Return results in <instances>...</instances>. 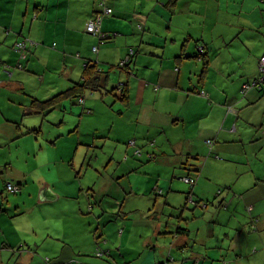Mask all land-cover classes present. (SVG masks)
Segmentation results:
<instances>
[{
    "label": "crops",
    "instance_id": "obj_1",
    "mask_svg": "<svg viewBox=\"0 0 264 264\" xmlns=\"http://www.w3.org/2000/svg\"><path fill=\"white\" fill-rule=\"evenodd\" d=\"M103 2L113 11L103 16L100 29L109 38L101 42L86 23ZM24 40L27 47L17 49ZM263 53L264 0H0V111L3 122L17 124L8 142L38 131L20 128L27 117L47 116L59 128L53 145L71 132L83 144L88 132L79 127L100 122L107 110L110 125L94 138L117 158L120 183L111 193L120 194L112 206L126 208L122 218L140 212L108 235L106 190L97 191V174L88 181L83 171L89 152L80 168L56 160L51 186L58 197L40 200L48 212L36 213L31 235H10L17 227L0 213V264H62L64 257L89 264L83 257L98 248L106 252L100 261L85 259L209 264L211 222H225L222 205L234 207L228 227L243 225L240 208L257 218L254 226L250 216L249 227L231 226L230 264H264V89L243 92ZM127 56L130 66L121 67ZM69 88L75 90L60 95ZM8 182L23 191L22 182ZM137 219L154 225L140 228Z\"/></svg>",
    "mask_w": 264,
    "mask_h": 264
},
{
    "label": "rangeland",
    "instance_id": "obj_2",
    "mask_svg": "<svg viewBox=\"0 0 264 264\" xmlns=\"http://www.w3.org/2000/svg\"><path fill=\"white\" fill-rule=\"evenodd\" d=\"M42 111H45V109L43 108ZM101 115L103 118L100 122L88 121L86 125L79 127L81 130L85 128L86 132H88V134L82 132L83 137L87 139V142H83V144L79 143V141H76L75 139L78 136V132H71L63 136V138H59L58 143L53 145L51 143V139H53V137L58 133L59 128L53 125L52 122H49L47 116H45L43 120L37 121L35 117L28 118L27 116L29 115H25L24 117H27V119L23 123H20V128L23 131H26L28 128L35 127L38 131L32 135L25 134L23 136H19L13 143L8 142L13 139L16 133L17 124L3 122L0 111V213L3 214L2 212H4L7 214L13 221L14 228L17 227L15 233L10 235L15 236L18 234L19 236H24L26 235V232L31 235V226L36 221V213L39 210L48 212L47 205H41L40 203L39 192L41 186L46 183L51 184V178L55 175L54 170L57 169V167H55V165H57L55 164L56 160L69 159V161H75L77 167L80 168V164L82 163L81 157L82 155H85V152H89L83 167V171L88 170V181H93L94 178L91 177V175L97 174L95 183L97 191L106 190L103 194H101L104 204H106L109 208L108 214L104 217V224L102 226L106 233H109L108 235H118V232L123 226L124 220L131 218V216L137 217L139 215V210H133V212L128 214L125 218H122V212H125L126 208H122V210L117 208L115 211L114 206H112V195H119L120 193L116 191L111 193V190L118 187L120 180L117 178V173L114 171L116 168L115 161L117 158L108 155L107 152V149L111 150V146H107L103 151V142H100V139L95 140L94 138L95 131L103 129L104 127L108 128L110 121L112 120V115L107 110ZM15 116L18 120H20L21 112L18 111ZM36 116L41 117L42 115ZM93 120L94 119L91 121ZM73 133L74 135L69 138L68 136ZM35 139H38L41 144L38 141L36 143ZM94 141H97L95 142V146H93L95 144ZM136 149L138 150V148ZM28 152L30 154H27ZM94 168H96V170ZM9 180L22 182L23 191L21 193L8 191L6 188V182ZM119 188L121 189L122 187L119 186ZM31 193L33 194L32 197ZM152 195L154 196V193H152ZM129 200L131 199H128V202ZM128 205L129 204L127 203V207H129ZM141 206L147 207V203H143ZM232 209H234V207L229 209V207L222 205V207L219 208V215L225 219V222H211V243L209 244L211 262H209V264H230L235 258L234 255L229 254L226 249V245L229 244V238L227 235L229 230L232 229V225L229 226L230 228L228 227L226 218L231 216L233 213ZM239 210L244 214L243 225L239 224L238 226H232L234 228L233 231L243 229L244 225L246 228L249 227V225H247L250 221V219H248L249 216L251 218V224L254 226V219L257 218L256 216H253L252 212L248 211L250 208H248V212H246V210H242L241 208ZM52 212L56 213L58 210L54 208L52 209ZM67 212L70 215V212ZM113 212L118 213L113 214ZM110 219H113L114 222H110ZM70 220L71 228H69L70 232H72L75 231L76 222L71 215ZM15 223L20 224V228ZM115 223H118V225H115ZM97 224L98 222L95 223V225ZM147 224L151 227L154 225L152 221H149V219H137L136 226L144 228ZM59 227L60 223L58 225L56 224V228L59 229ZM102 227L101 229H103ZM250 254L254 255L252 252H250ZM252 255H250L249 260L254 261L255 259L252 258ZM259 257L261 258L262 256ZM83 258L84 261L89 264H97L95 262L98 260L100 261L101 256H99L95 250L93 254L91 253V255H89L88 253ZM85 258L93 259L95 262L86 260ZM69 261L70 258L64 257L62 264H68ZM244 262H249L247 256L244 257Z\"/></svg>",
    "mask_w": 264,
    "mask_h": 264
},
{
    "label": "built area",
    "instance_id": "obj_3",
    "mask_svg": "<svg viewBox=\"0 0 264 264\" xmlns=\"http://www.w3.org/2000/svg\"><path fill=\"white\" fill-rule=\"evenodd\" d=\"M103 9L99 12H97L94 17L90 18L88 20V22L86 23V30L90 33H93V34H98L100 35V39H101V42L105 39H108L109 38V35L105 32H102L100 27H101V24H102V19H103V16L104 15H107V14H110L112 13L113 9L112 7L103 2ZM15 47L19 50H22V49H25L27 47L26 45V41H19L16 43ZM93 50L94 51H97L98 50V46H93ZM204 46L201 45L199 46V52H204ZM130 59V56H127V58L125 60L122 61V65H125ZM252 87H260V88H264V53L263 55L260 57V60H259V74L258 76L252 80L251 82H247L243 85V92H245L247 89H250ZM203 94H205V91L202 92ZM82 101V99H81ZM131 144H135V140H131L130 141ZM208 142H213L212 139H209ZM137 153H140L141 150L138 149L136 150ZM185 181L187 182H193V178L191 176H183L182 177ZM7 188H8V191L10 192H17L19 191L21 188H20V185L15 183V182H9L7 184ZM97 253L98 255L102 256L103 253H106L104 251H102L100 248H98L97 250ZM70 264H76V261H72L70 262Z\"/></svg>",
    "mask_w": 264,
    "mask_h": 264
},
{
    "label": "water",
    "instance_id": "obj_4",
    "mask_svg": "<svg viewBox=\"0 0 264 264\" xmlns=\"http://www.w3.org/2000/svg\"><path fill=\"white\" fill-rule=\"evenodd\" d=\"M198 58L200 59V55H198ZM132 61H128L125 65H121V67H125L126 65L127 66H130V63ZM124 84L123 82L119 83L117 86H120ZM44 112V111H42ZM45 113V112H44ZM54 197H58V194L53 190L52 186L50 183H46L44 184L43 186H41V189H40V192H39V199L41 201H45V200H51L53 199Z\"/></svg>",
    "mask_w": 264,
    "mask_h": 264
},
{
    "label": "trees",
    "instance_id": "obj_5",
    "mask_svg": "<svg viewBox=\"0 0 264 264\" xmlns=\"http://www.w3.org/2000/svg\"><path fill=\"white\" fill-rule=\"evenodd\" d=\"M259 88H260V87H259ZM262 89H264V88H262ZM72 90H75V88H69V89H67V91L61 93L60 95L70 94ZM42 103H43V104H47V101H44V102H42ZM44 107H46V106H44ZM8 183H9V182L7 181V184H8ZM20 183H21V182H20ZM7 184H6V188H7ZM7 190H8V188H7ZM19 192H20V190L17 191V192H13V193H19Z\"/></svg>",
    "mask_w": 264,
    "mask_h": 264
}]
</instances>
